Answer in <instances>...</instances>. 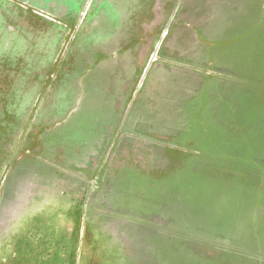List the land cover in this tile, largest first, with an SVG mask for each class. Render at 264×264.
I'll list each match as a JSON object with an SVG mask.
<instances>
[{"label": "rangeland", "instance_id": "374dc122", "mask_svg": "<svg viewBox=\"0 0 264 264\" xmlns=\"http://www.w3.org/2000/svg\"><path fill=\"white\" fill-rule=\"evenodd\" d=\"M0 264H264V0H0Z\"/></svg>", "mask_w": 264, "mask_h": 264}]
</instances>
